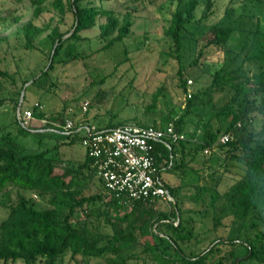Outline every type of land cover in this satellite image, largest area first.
<instances>
[{"label":"trees","instance_id":"trees-1","mask_svg":"<svg viewBox=\"0 0 264 264\" xmlns=\"http://www.w3.org/2000/svg\"><path fill=\"white\" fill-rule=\"evenodd\" d=\"M43 1L32 0L35 16L40 15ZM176 1L165 33L180 57L185 42L195 35L190 25L204 24L212 14L213 2L207 0L200 16L199 0ZM255 1L264 3V0ZM53 4L61 17L71 15L72 28L68 31L71 34L65 37L66 33L59 27L51 28L48 68L35 75V83L49 75L70 40L85 38L82 31L98 27L100 37L106 41L103 48L109 49L125 41L134 23L129 7L121 13L95 5L94 0H53ZM50 27L35 24L33 19L24 24L20 28L25 38L21 47L36 49L40 36ZM235 31L246 32L233 57L236 67L223 63L212 72L211 83L198 95L188 93L186 112L178 121L182 123L190 114L198 104V96L207 97L214 112L202 125L201 141L194 143L186 138L169 145L165 141L156 143L154 155L160 178L174 199L168 205H162L165 201L162 198L152 197L126 206L106 189L86 152L76 164L68 163L71 162L68 159L66 162L57 146L29 152L18 136L39 134L46 129L39 126L45 111L33 105L30 108L34 118L24 125L17 114L22 92H11L5 81L3 84L0 81V111L6 105L15 109L14 124L0 123V193L10 188L15 191L8 214L0 223V260L60 264L70 253L72 258L101 259L102 264H132L146 259L157 264H215V261L241 264L255 259L264 264V28L259 19L253 27L246 28L241 15L227 7L224 15L194 40L198 55L192 64L205 67L206 50L226 48ZM3 39L0 37V43ZM70 54L73 59L82 56L67 50V55ZM0 76L14 83L12 73L1 65ZM179 86L186 92L187 79L182 78ZM165 90V84L157 89L152 104L148 105L149 111L155 109ZM215 94L219 96L214 100ZM55 119L62 124L54 128L65 133L66 108ZM124 123L127 122L110 121L100 128L111 129ZM137 124L164 127L156 120ZM174 125L177 131L181 130L177 123ZM223 135H228L225 143L221 142ZM66 136L69 144L81 142L80 131ZM206 153L210 156L202 158L199 164L210 161L216 167L208 171L209 180L200 183L199 177L205 170L193 167L192 163ZM233 162L242 164L245 172L222 192L219 189L222 175L217 171L223 165V172H228ZM163 171L174 173L181 180L195 172L198 178L189 181L194 191L187 193L184 184L166 181ZM30 193L45 199L47 206L38 207ZM186 200L200 209H186ZM202 216H212L214 227L210 231L215 230L216 236L198 253H187V243L198 235L196 223Z\"/></svg>","mask_w":264,"mask_h":264},{"label":"rangeland","instance_id":"rangeland-1","mask_svg":"<svg viewBox=\"0 0 264 264\" xmlns=\"http://www.w3.org/2000/svg\"><path fill=\"white\" fill-rule=\"evenodd\" d=\"M95 5L104 9H116L123 13L126 7L134 15V23L130 35L122 43L105 49L106 41L99 35V28H89L81 32L85 38L70 40L62 53L57 58L52 70L47 77L38 80L35 75L40 70L47 69L49 64V53L51 40L48 34L51 28L59 27L65 32V37L70 36L72 28V17L67 15L61 17L54 7L53 0H44L41 3V13L35 16V5L32 0H0V37L4 38L0 43V65L14 76L12 79H3L7 89L11 92L17 90L26 95L22 101L21 108H30L35 102L43 105L41 110L45 111V117L39 126L44 125L46 129L40 130L39 134H20L18 140L22 142L29 152H37L46 147L57 146L60 153L71 162L76 164L85 155V148L80 141L73 144L68 140L65 133L54 127L62 123L58 117L66 108L67 116H73L75 122H90L104 127L110 121L122 120L124 122L152 123L153 120L162 126L174 122L178 124L179 133L183 139L191 138L194 143L202 139V125L214 112L213 103L208 102L207 97L198 96L197 105L186 116L182 123L178 121L187 109V98L189 91L198 95L199 91L211 83L212 72L221 67L223 63L230 68L236 67L237 61L234 55L240 49V42L245 40L246 32L235 31L226 48H209L206 50L208 64L205 67L194 66L192 63L198 55L197 44L194 41L215 21L219 20L225 13L226 8H233L236 15H241L242 23L246 28L253 27L259 19L261 27L264 28V3L255 0H212V14L201 26L190 25L194 37L186 41L180 57L172 49L170 38L165 30L170 24L171 13L175 8L176 0H94ZM207 0H199L198 14L206 9ZM35 24L50 25L37 42L36 49L22 48L25 38L20 28L32 20ZM68 32V33H67ZM127 49V52L125 51ZM67 50L73 54L82 56L73 59V55H67ZM101 50V51H99ZM73 59V60H72ZM126 59V60H125ZM125 60V61H123ZM123 61V62H121ZM181 71V72H180ZM187 79V91L180 87L181 79ZM189 79L192 83H189ZM0 83V86L2 85ZM165 84L164 95L159 99L153 111L148 110L152 104L154 93ZM188 96V97H187ZM215 94L213 99H217ZM89 102L86 112L82 109L83 102ZM19 109V106H18ZM17 109V110H18ZM12 105H6L0 111V123L14 124L15 111ZM31 122V121H30ZM29 122V123H30ZM260 128V122L256 123ZM199 155L192 166L205 170L204 175L199 177L200 183L209 180L208 171L212 168L210 161L204 165L199 161L208 159L210 156ZM228 172H223V165L219 166L218 174L222 175L219 184L220 191H226L230 185L238 180L245 172L244 166L233 162ZM162 177L172 184H184V191H194L190 179H197L195 172L187 174L184 180L169 171H163ZM37 206H47L45 199L35 196ZM15 199V191L10 188L0 193V223L6 218L9 211V202ZM174 202V199H173ZM170 204L163 201L162 205ZM126 206H131L125 204ZM184 207L198 211L199 206L191 200H186ZM227 223V222H226ZM214 221L212 216L203 217L196 223L198 235L187 243V253H198L216 236L213 230ZM245 258V257H244ZM246 260V259H245ZM217 261L214 263L216 264ZM0 264H23L22 260L3 261ZM35 264H46L39 261ZM60 264H102L101 259H82L80 256L72 258L68 253L63 257ZM132 264H157L151 259L145 261H134ZM241 264H262L255 259L243 261Z\"/></svg>","mask_w":264,"mask_h":264},{"label":"built area","instance_id":"built-area-1","mask_svg":"<svg viewBox=\"0 0 264 264\" xmlns=\"http://www.w3.org/2000/svg\"><path fill=\"white\" fill-rule=\"evenodd\" d=\"M188 82L192 83V80ZM34 106L43 108L38 101ZM82 109H88L87 101L82 103ZM17 114L24 125L34 118L31 108L20 110ZM63 129L66 134L81 132V144L91 158L97 176L120 202L132 205L135 201L152 197L173 201L160 178L154 155L156 143L165 141L169 145L170 142L183 139L173 122L164 127L129 122L104 129L90 122L78 125L73 118L68 117ZM227 140L228 135H223L221 142Z\"/></svg>","mask_w":264,"mask_h":264},{"label":"water","instance_id":"water-1","mask_svg":"<svg viewBox=\"0 0 264 264\" xmlns=\"http://www.w3.org/2000/svg\"><path fill=\"white\" fill-rule=\"evenodd\" d=\"M23 99H24V92H22V95H21L18 112L21 110V103H22Z\"/></svg>","mask_w":264,"mask_h":264}]
</instances>
